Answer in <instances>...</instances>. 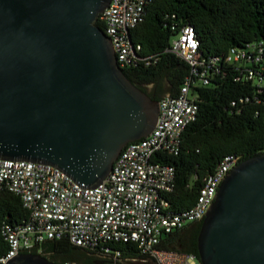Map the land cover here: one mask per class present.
I'll list each match as a JSON object with an SVG mask.
<instances>
[{
    "label": "water",
    "instance_id": "1",
    "mask_svg": "<svg viewBox=\"0 0 264 264\" xmlns=\"http://www.w3.org/2000/svg\"><path fill=\"white\" fill-rule=\"evenodd\" d=\"M108 3L0 0V158L49 164L93 187L152 130L158 100L125 76L94 24ZM196 248L200 264H264V152L224 175ZM5 264L57 263L26 252Z\"/></svg>",
    "mask_w": 264,
    "mask_h": 264
},
{
    "label": "built area",
    "instance_id": "2",
    "mask_svg": "<svg viewBox=\"0 0 264 264\" xmlns=\"http://www.w3.org/2000/svg\"><path fill=\"white\" fill-rule=\"evenodd\" d=\"M147 2L109 0L98 15L121 68L136 60L135 51L140 45L130 43L128 31L141 20ZM261 50L253 43L231 47L223 61L240 67L245 61L260 59ZM167 51L188 64V75L175 94H165L158 100L157 117L148 135L126 143L97 185L81 186L49 164L0 158V190L18 196L27 214L16 224L1 222L0 233L7 248L0 254V264L20 253L43 254L41 245L54 239L107 258L108 264H127L119 250L107 247L122 242L134 244L143 255L139 261L132 259L135 264H200L193 254L161 249L160 240L204 217L220 181L238 158L224 155L215 169L202 177L197 197L188 208L170 207L166 195L174 189L175 168L161 162L160 157L178 152L183 129L195 119L198 109L193 88L208 85L209 70L217 71V58L200 57L190 25L174 32ZM241 75L254 80L257 86L262 77L250 67L244 68ZM59 264L81 263L64 260Z\"/></svg>",
    "mask_w": 264,
    "mask_h": 264
},
{
    "label": "trees",
    "instance_id": "3",
    "mask_svg": "<svg viewBox=\"0 0 264 264\" xmlns=\"http://www.w3.org/2000/svg\"><path fill=\"white\" fill-rule=\"evenodd\" d=\"M94 24L103 28L98 17ZM183 25L192 27L200 57L217 58V71L209 70L208 85L193 88L198 109L195 119L183 129L178 152L160 157L161 162L175 168V186L166 195L175 210L188 208L194 202L202 177L210 174L224 155H235L240 162L264 152V0H148L141 20L128 31L130 43L140 45L135 51L136 60L121 69L144 92L145 86L151 84L146 93L156 100L166 91L175 94L189 73L188 64L167 51L171 36ZM252 43L262 49L260 59L245 61L240 67L223 61L229 48ZM243 67L262 75L258 86L241 75ZM26 217L19 197L0 190V224H16ZM188 229L189 224L165 234L159 247L190 253L198 260V229ZM41 247L40 255L58 264L64 260L81 264H94L101 259L104 264L109 262L95 253L91 263L83 261L81 257L87 250L63 239L48 240ZM107 247L119 250L127 264L144 258L129 242ZM6 248L0 233V254Z\"/></svg>",
    "mask_w": 264,
    "mask_h": 264
},
{
    "label": "flooded vegetation",
    "instance_id": "4",
    "mask_svg": "<svg viewBox=\"0 0 264 264\" xmlns=\"http://www.w3.org/2000/svg\"><path fill=\"white\" fill-rule=\"evenodd\" d=\"M151 86H152L151 84L146 85V86H145V87H146L145 91H146V92H149ZM199 227H200V222H199V221H194V222L189 223V229H188V230H197V229H199ZM93 255H94L93 252L87 251V252L81 257V259H82L83 261H86V262H88V263H91V262H92V256H93ZM98 263H99V264H104V263H105V260H104V259H101Z\"/></svg>",
    "mask_w": 264,
    "mask_h": 264
},
{
    "label": "rangeland",
    "instance_id": "5",
    "mask_svg": "<svg viewBox=\"0 0 264 264\" xmlns=\"http://www.w3.org/2000/svg\"><path fill=\"white\" fill-rule=\"evenodd\" d=\"M165 87H166V85H165ZM165 94H170V93L166 91Z\"/></svg>",
    "mask_w": 264,
    "mask_h": 264
}]
</instances>
